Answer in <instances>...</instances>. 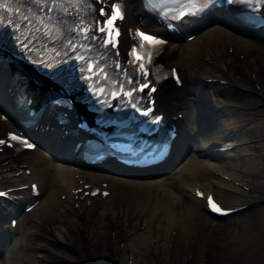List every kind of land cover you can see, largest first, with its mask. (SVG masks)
Here are the masks:
<instances>
[{
    "label": "bare ground",
    "instance_id": "1",
    "mask_svg": "<svg viewBox=\"0 0 264 264\" xmlns=\"http://www.w3.org/2000/svg\"><path fill=\"white\" fill-rule=\"evenodd\" d=\"M122 3L124 25L159 27L140 0ZM220 15L194 19L191 39L189 31L170 34L159 52L177 66L180 84L165 77L158 85L165 116L178 112L177 132L170 156L152 174L77 166L41 145L0 149V186L31 179L38 186L34 195L28 186L13 187L16 195L0 203V264H264V35L231 27ZM10 125L9 117L0 119V133ZM221 136L236 144L224 150L229 158L203 155ZM43 140L54 152L69 151L67 137ZM85 181L107 187V195L73 191ZM196 186L222 203L244 205L214 216ZM34 197L29 210L19 208ZM9 212L17 214L13 226L2 221Z\"/></svg>",
    "mask_w": 264,
    "mask_h": 264
},
{
    "label": "snow or ice",
    "instance_id": "2",
    "mask_svg": "<svg viewBox=\"0 0 264 264\" xmlns=\"http://www.w3.org/2000/svg\"><path fill=\"white\" fill-rule=\"evenodd\" d=\"M40 5L47 7L49 13L54 11H62L65 14L69 12V7L73 10H78L80 6L87 3V0H36ZM188 4L191 5V12H179L177 16L173 17L174 19L181 18L185 14H196L199 11H202L208 5L218 3L220 0H186ZM224 2L228 4H232L234 2H244L248 4H252L254 0H224ZM264 0H255V3H262ZM8 10L11 11L10 8V0H0V13ZM16 12H19V9H16ZM101 15L107 16V20L105 22V26L98 28L97 30L104 34V45H112L113 47L118 45V37L120 36V32L117 26V22L124 19V6L122 3L114 4L110 13H105L103 9H101ZM27 19V17H25ZM11 23V22H10ZM264 23V21H262ZM3 24V17L0 16V25ZM70 31L76 32L78 35H82L84 40L91 39L89 35L91 29L87 26L83 19L78 20L73 28ZM46 35H51V33L46 32ZM137 36L140 38L141 43L134 47L132 50V63L138 66V70L143 71L147 74L146 64L151 63V48L164 44L165 42L155 35L148 34L146 32H137ZM68 44L72 46V50H76V45L72 40H68ZM84 47L86 51H90L86 46ZM78 60L84 59L83 56L77 57ZM81 71L93 72V74L99 78L100 75H105L104 67L100 65L98 60H89L87 61V67L82 68ZM105 79H107L105 75ZM146 86V85H145ZM154 90V89H153ZM98 91L103 93V88H99ZM127 95L131 96L132 92H128ZM135 106V105H133ZM142 115H149V111L142 112ZM153 122L158 123L159 120H154ZM12 140L18 141L20 144L25 145L28 148H33L34 145L30 144L27 140L23 139L20 136L12 135ZM4 140H0V144H4ZM95 194V193H93ZM5 195L4 193H0V196ZM107 195V193H105ZM197 195L203 198L204 194L200 191H197ZM207 204L211 211L218 214H225V210L220 206L219 203L216 202L213 196L207 197Z\"/></svg>",
    "mask_w": 264,
    "mask_h": 264
},
{
    "label": "rangeland",
    "instance_id": "3",
    "mask_svg": "<svg viewBox=\"0 0 264 264\" xmlns=\"http://www.w3.org/2000/svg\"><path fill=\"white\" fill-rule=\"evenodd\" d=\"M229 158V157H228Z\"/></svg>",
    "mask_w": 264,
    "mask_h": 264
}]
</instances>
